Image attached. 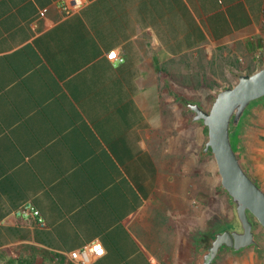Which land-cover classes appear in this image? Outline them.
<instances>
[{
    "label": "crops",
    "instance_id": "obj_1",
    "mask_svg": "<svg viewBox=\"0 0 264 264\" xmlns=\"http://www.w3.org/2000/svg\"><path fill=\"white\" fill-rule=\"evenodd\" d=\"M59 1L0 0V254L77 264L99 241L90 264H195L213 154L183 66L264 67V0H86L71 17ZM28 202L44 226L15 214Z\"/></svg>",
    "mask_w": 264,
    "mask_h": 264
},
{
    "label": "rangeland",
    "instance_id": "obj_2",
    "mask_svg": "<svg viewBox=\"0 0 264 264\" xmlns=\"http://www.w3.org/2000/svg\"><path fill=\"white\" fill-rule=\"evenodd\" d=\"M229 58L230 56H225L220 52L209 55L207 52H200L197 56L187 57V62H185L182 71L183 73H190L195 78L197 91H191L183 87L180 89L186 91L190 98L204 104L206 110H209L220 90L231 88L238 82L236 74L237 70L242 69L241 62L238 66H232L234 60ZM205 140H208L207 128ZM240 150L242 154L241 162L244 168L252 176L259 177V181L264 184L263 99H260L248 110V114L243 121ZM212 157L213 188L211 192L208 191L207 197L203 196V201L199 199L197 204L191 205L192 214L195 212L197 218L195 231L197 248L191 260L195 264H204V255L208 254L216 233L227 227H239L234 207L231 205L226 191L221 187V177L218 173L216 160L213 155ZM209 164L208 160V166ZM251 220L254 223L255 236L259 247L245 249L241 253L227 249L220 253L214 264H264V227L253 216H251ZM28 250L19 249L12 252H2L0 254V264H49L36 249Z\"/></svg>",
    "mask_w": 264,
    "mask_h": 264
},
{
    "label": "water",
    "instance_id": "obj_3",
    "mask_svg": "<svg viewBox=\"0 0 264 264\" xmlns=\"http://www.w3.org/2000/svg\"><path fill=\"white\" fill-rule=\"evenodd\" d=\"M236 77V85L220 90L209 110L199 103L187 104L194 113L193 121L202 122L207 128L205 150L211 151L216 160L221 187L229 196L240 228L217 233L205 264H213L227 249L241 253L259 247L251 216L264 227V189L244 168L240 150L241 128L248 108L264 99V67L254 73H238Z\"/></svg>",
    "mask_w": 264,
    "mask_h": 264
},
{
    "label": "built area",
    "instance_id": "obj_4",
    "mask_svg": "<svg viewBox=\"0 0 264 264\" xmlns=\"http://www.w3.org/2000/svg\"><path fill=\"white\" fill-rule=\"evenodd\" d=\"M86 4V0H60L59 7L63 10L65 17H71L79 13ZM109 59H117L118 53L114 51L108 55ZM19 217L35 218L40 226H44L45 220L39 209L31 202L22 205L15 213ZM99 246V250L97 249ZM105 249L99 241L84 245L81 249L71 253V257L77 264H90L93 258L103 256Z\"/></svg>",
    "mask_w": 264,
    "mask_h": 264
},
{
    "label": "flooded vegetation",
    "instance_id": "obj_5",
    "mask_svg": "<svg viewBox=\"0 0 264 264\" xmlns=\"http://www.w3.org/2000/svg\"><path fill=\"white\" fill-rule=\"evenodd\" d=\"M259 101V100H258ZM258 101H256V102H253L252 104H251V107H249V109L250 108H252L253 106H254V104L255 103H258ZM227 229H229V230H239L240 228L239 227H233V226H231V227H227V228H225V229H222V230H220L219 232H221V231H224V230H227ZM218 232V233H219ZM216 235H217V233H216ZM216 235H215V238H216ZM213 243V242H212ZM210 249V248H209ZM232 250V249H231ZM221 251H222V248H221ZM209 253V252H208ZM220 253H222V252H220ZM206 255H207V253L204 255V264H205V260H206Z\"/></svg>",
    "mask_w": 264,
    "mask_h": 264
},
{
    "label": "trees",
    "instance_id": "obj_6",
    "mask_svg": "<svg viewBox=\"0 0 264 264\" xmlns=\"http://www.w3.org/2000/svg\"><path fill=\"white\" fill-rule=\"evenodd\" d=\"M235 129H236V127H234ZM246 169V168H245ZM247 170V169H246ZM248 171V170H247ZM248 173H250L249 171H248ZM36 251L37 252H40L41 254H43L44 255V253L42 252V251H38L37 249H36Z\"/></svg>",
    "mask_w": 264,
    "mask_h": 264
},
{
    "label": "snow or ice",
    "instance_id": "obj_7",
    "mask_svg": "<svg viewBox=\"0 0 264 264\" xmlns=\"http://www.w3.org/2000/svg\"><path fill=\"white\" fill-rule=\"evenodd\" d=\"M97 249L99 250V246H97Z\"/></svg>",
    "mask_w": 264,
    "mask_h": 264
}]
</instances>
